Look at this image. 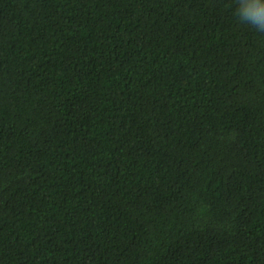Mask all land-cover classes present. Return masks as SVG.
<instances>
[{"label":"trees","instance_id":"trees-1","mask_svg":"<svg viewBox=\"0 0 264 264\" xmlns=\"http://www.w3.org/2000/svg\"><path fill=\"white\" fill-rule=\"evenodd\" d=\"M237 0H0V264H264V33Z\"/></svg>","mask_w":264,"mask_h":264},{"label":"clouds","instance_id":"clouds-1","mask_svg":"<svg viewBox=\"0 0 264 264\" xmlns=\"http://www.w3.org/2000/svg\"><path fill=\"white\" fill-rule=\"evenodd\" d=\"M235 15L240 22L264 33V0H237Z\"/></svg>","mask_w":264,"mask_h":264}]
</instances>
